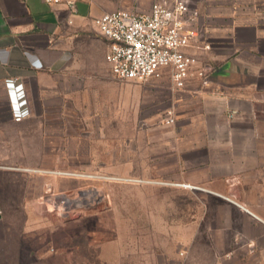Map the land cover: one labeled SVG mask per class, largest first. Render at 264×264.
I'll list each match as a JSON object with an SVG mask.
<instances>
[{
    "label": "crops",
    "instance_id": "0c3cea01",
    "mask_svg": "<svg viewBox=\"0 0 264 264\" xmlns=\"http://www.w3.org/2000/svg\"><path fill=\"white\" fill-rule=\"evenodd\" d=\"M236 1L208 3L213 52L203 57L222 58L208 78L189 81L178 95L180 105L191 103L188 119L177 121L189 167L184 180L206 201L188 237L182 228L159 229L157 240L174 241V264H264V22ZM100 14L87 0H76V10L66 1L0 0V247L32 240L27 214L55 182L40 174L37 189L34 169L23 167L33 162L21 159L23 149H37L39 133L55 132L48 102L69 99L87 78L110 69L107 41L93 29ZM10 82L30 110L21 121L13 116Z\"/></svg>",
    "mask_w": 264,
    "mask_h": 264
},
{
    "label": "rangeland",
    "instance_id": "374dc122",
    "mask_svg": "<svg viewBox=\"0 0 264 264\" xmlns=\"http://www.w3.org/2000/svg\"><path fill=\"white\" fill-rule=\"evenodd\" d=\"M87 1L104 13L147 10L155 0ZM247 2L235 5L264 22V3ZM208 3L191 0L213 52ZM221 58L203 61L216 68ZM99 73L78 94L48 102L53 107L47 121L55 132L39 133L37 149L22 150L21 159L33 162L23 167L34 169L37 189L40 174L54 178L48 188L55 201L48 188L35 199L36 212L27 214L32 240L7 241L0 264H174V241L157 240V233L177 227L188 237L191 219L204 217L205 194L184 180L189 167L179 141L177 121L188 119L191 103H178L180 89L169 77L121 80L108 65ZM169 110L171 125L165 124ZM61 196L76 202L64 204Z\"/></svg>",
    "mask_w": 264,
    "mask_h": 264
},
{
    "label": "built area",
    "instance_id": "2783aa9c",
    "mask_svg": "<svg viewBox=\"0 0 264 264\" xmlns=\"http://www.w3.org/2000/svg\"><path fill=\"white\" fill-rule=\"evenodd\" d=\"M46 1L54 4L66 1L76 10V0ZM93 21L107 41L106 60L111 72L121 80L145 82L166 75L175 88L183 89L189 81L206 79L215 70L203 61L204 52L211 50L212 44L200 25V12L191 5V0H155L147 10L120 8L104 12ZM16 83H9L11 105L14 119L21 121L30 110ZM165 122L174 123L172 110ZM46 193H52L51 188ZM52 195L49 198L54 202ZM63 197L61 202L65 204Z\"/></svg>",
    "mask_w": 264,
    "mask_h": 264
},
{
    "label": "bare ground",
    "instance_id": "6f19581e",
    "mask_svg": "<svg viewBox=\"0 0 264 264\" xmlns=\"http://www.w3.org/2000/svg\"><path fill=\"white\" fill-rule=\"evenodd\" d=\"M63 198H64V202H65V204H67V205H70V203H72V202H76V201L71 200V199H69V198H65V197H63Z\"/></svg>",
    "mask_w": 264,
    "mask_h": 264
},
{
    "label": "water",
    "instance_id": "95a60500",
    "mask_svg": "<svg viewBox=\"0 0 264 264\" xmlns=\"http://www.w3.org/2000/svg\"><path fill=\"white\" fill-rule=\"evenodd\" d=\"M85 193H86V191H83V190L80 192V194H85Z\"/></svg>",
    "mask_w": 264,
    "mask_h": 264
}]
</instances>
